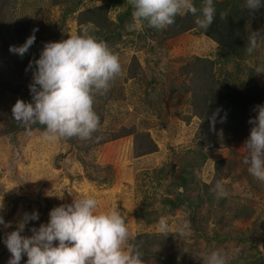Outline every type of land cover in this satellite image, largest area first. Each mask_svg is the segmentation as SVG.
Instances as JSON below:
<instances>
[{"label":"trees","instance_id":"1","mask_svg":"<svg viewBox=\"0 0 264 264\" xmlns=\"http://www.w3.org/2000/svg\"><path fill=\"white\" fill-rule=\"evenodd\" d=\"M194 5L200 9L203 7L202 0H193ZM54 7L64 8L69 6L74 10L79 6L78 1L72 0H50ZM80 3V2H79ZM78 4V5H77ZM217 16L213 24L203 35V30L198 29L195 19L191 14H182L176 17L175 23L164 30H156L147 27L146 22L141 23L133 20L129 0H108L103 5L90 7L78 11L74 19L77 25V33H82L84 28H88L90 34L98 40L107 43L109 49L118 57L126 49L141 51L144 54L145 67L142 69L136 58H131L125 66L121 59V74L116 76L111 82L109 89L104 94H95L93 108L100 117V126L93 134L92 138L82 141L78 138L66 139L68 143L67 153L59 156L56 165L67 158L75 155L80 161L82 169L87 170V178L90 181L105 182L106 177H98L102 169L94 163H85L81 159V154H86L93 147L106 144L130 137L131 155L134 159H141L157 152V147L153 142L148 130L150 123L141 121L139 123L130 122L126 126H121L117 130H112V124L117 121H125L124 112L120 119H113L111 125L105 127L104 122L108 117L109 109L113 106L120 110L125 109L128 100L133 93L126 92L125 84L128 81L133 82L134 88L129 91L136 93L135 83L144 82L146 75H149V81L144 82V94L154 89L156 80L159 78L157 73L165 69V56L161 54L163 43L167 40L175 39L183 34H192L195 36L203 35L211 43L217 46L218 60H209L207 58H194L187 64L179 68L178 73L183 76V83L180 85V91L189 96L188 106L190 114L184 116L187 124L190 120H195V127H192L194 147L187 149L183 153L172 159L168 164L171 183L166 189L167 194L172 197H163L159 200L161 207L168 210L182 209L188 215L191 222L192 236L195 239H206V233L209 226H213V232L216 227L223 230L228 229L238 221L248 220L247 207L235 205L234 203L223 199L217 201L210 192V188L217 181L235 179L239 169L236 155L233 153L224 159H218L213 163L211 180L206 183H199L197 173L203 167L206 159L205 150L211 148H222L230 145L244 144L249 136L252 125L248 123L256 113L252 109L256 105L264 104V83H259V77L254 68L247 67L240 72L239 66L249 61L255 56H248L244 49L247 46V37L250 31H264V15L250 16L243 10L244 0H215ZM114 10L116 16L110 17V10ZM259 21V24L257 23ZM259 27H255V24ZM64 20H54L45 25L41 23L30 22L29 20L13 21L8 18L0 9V88L5 97L14 93L15 100L11 105L4 102L2 112L6 116V129L0 130V135L6 137L9 143L16 140V134L28 133L25 127L12 119L11 108L15 102L23 100L31 102L28 85L31 83V71H26L30 60L38 59L43 45L47 42H60L68 38L67 34L60 29ZM251 27L257 29L251 30ZM33 28H38L36 32V41L29 49L28 53L20 58L9 52L10 46H20L31 34ZM153 41V42H152ZM152 42V43H151ZM264 63V60L258 62ZM228 64L236 67L233 72L224 70ZM21 88L19 92H13L16 88ZM1 92V91H0ZM222 109L217 116V122L213 128H210L209 117L216 109ZM119 113L121 115V111ZM224 117V122L220 118ZM43 131L42 126L35 125L32 131ZM9 137V138H8ZM156 186L162 187V176L156 175ZM248 185L249 177H246ZM252 183V181H251ZM253 184V183H252ZM155 200L144 197L140 207L135 210L134 218L144 225H152L162 215L161 209L154 207ZM48 207L47 209H49ZM51 210V208L48 210ZM247 210V211H246ZM48 213L43 215L48 220ZM179 222V221H178ZM3 227V226H0ZM31 227H37L36 221H30L25 228V233L31 235L28 231ZM0 237V249L4 252V244ZM247 241L249 239H246ZM251 243H262L264 246V236L250 237ZM130 244L139 247L144 264H177L179 261L184 264L185 258L181 256L182 247L174 248L170 236L165 237L162 234L141 233L129 239ZM158 249V250H157ZM157 250V251H156ZM254 250L257 247L254 246ZM10 258V256L8 257ZM261 255L243 254L238 259V264H260ZM9 259H4L5 264ZM23 258L21 264H25Z\"/></svg>","mask_w":264,"mask_h":264},{"label":"rangeland","instance_id":"2","mask_svg":"<svg viewBox=\"0 0 264 264\" xmlns=\"http://www.w3.org/2000/svg\"><path fill=\"white\" fill-rule=\"evenodd\" d=\"M72 1H78L79 6L76 10L71 6L66 9L64 5L54 7L50 0H0V9L13 21L29 20L48 25L63 18L64 24L59 27L64 34L71 36L77 33L74 17L78 11L103 5L108 0ZM260 14L264 15V9L256 13ZM109 15L114 19L115 11L111 9ZM257 23L259 24V21ZM257 23L255 27H259ZM255 27H251V30L257 29ZM121 53L122 57H119V60L121 59L123 65L126 66L134 57L142 69L145 67L144 54L141 51L126 49ZM161 54L165 56V69L157 73L159 78H155L154 89L145 96L144 82L149 81V75H146L139 87L135 83V95L134 91H129L130 88H134L133 82H126V92L133 95L125 109L111 107L104 122L105 127H108L113 119H120L125 112L126 120L113 123L112 130H117L130 122L150 123L147 131L157 147V152L139 160L134 159L131 155L132 140L127 137L103 147H93L86 154H81V159L85 163H94L102 169L98 177H106L105 182L90 181L86 176L87 170L82 169L75 155L56 165L59 156L67 153L68 143L64 140L46 142L42 139V131L38 130L32 131L31 135L16 134L13 143H9L6 137L0 135V198H3L5 205L3 212L5 222L11 224V227H0L1 238L15 230L25 212L31 213L34 210L39 212V220L36 221L39 227L40 224L47 223L48 220L43 215L45 211L48 213L50 208L52 210L62 204H71L74 199L93 196L98 201L96 209L98 213H106L116 206L121 210L130 233L129 239L141 233L161 234L158 221L161 216L167 217L172 233L168 236L172 239L174 248L182 247L181 256L185 258L184 264H205L208 255L214 250H220L225 254L226 264H238V259L243 254L257 256L258 253L261 255L260 264H264V246L262 243L250 241V237L262 239L264 236V183L251 176L247 166L242 163L246 155L244 144L220 149L207 146L209 149L204 151L206 159L197 173V179L199 183L208 185L213 163L229 157L231 153L236 155L240 170L234 176L235 179L223 181L228 192L224 199L236 206L239 204L247 207L248 220L238 221L225 230L216 227L215 232L210 225L206 239L193 238L192 231L190 237L180 238L175 234L176 227L178 221L184 218L185 212L182 209L168 210L159 203L161 198L169 196L166 189L171 183L170 173L176 171V168L170 171L168 163L180 152L193 148L195 144L191 132L192 127H195V120L191 119L190 124H187L183 119L190 114L189 96L180 91L183 76L179 75L178 70L194 58L218 60L215 44L203 35L195 36L189 33L165 41ZM261 59L264 60V46L256 50L254 57L239 66L240 72L247 67L254 68ZM235 69L232 64L224 67L228 72ZM261 75L263 74L259 77ZM259 83L263 85L264 77L259 78ZM20 90L18 87L13 92ZM0 91V130H4L6 116L5 113H1L2 108L4 102L11 105L15 96L12 93L5 97L1 88ZM119 110L121 115L118 114ZM156 175L162 176L160 180L162 187L156 186ZM246 177L250 179L249 185ZM144 197L155 200L154 207L162 211L160 218L152 225H144L134 218V212L140 207ZM48 207L50 208L47 209ZM23 235L30 234L24 232ZM254 246L258 252L254 250ZM9 256L10 253L4 245L3 254L0 249V264H5L4 259H9ZM177 264L181 263L178 261Z\"/></svg>","mask_w":264,"mask_h":264},{"label":"clouds","instance_id":"3","mask_svg":"<svg viewBox=\"0 0 264 264\" xmlns=\"http://www.w3.org/2000/svg\"><path fill=\"white\" fill-rule=\"evenodd\" d=\"M129 4L134 21L142 26L146 22L147 27L156 30L173 25L178 15L191 14L204 35L217 16L215 0H202L200 9L193 0H129ZM261 9L264 0H244L243 10L250 16ZM38 30L33 28L24 43L10 46L9 52L23 58L34 45ZM261 46L264 31H250L245 53L252 56ZM25 70L31 71V102L18 99L11 108L12 119L23 125L29 135L33 126H42L41 136L46 142L74 137L91 139L100 126V117L93 108L94 96L106 93L110 82L122 71L118 55L106 42L90 34L88 28L60 42L45 43L39 58L30 60ZM254 71L256 75L264 74V63L255 65ZM221 111L216 109L208 118L210 128L214 129ZM252 111L256 115L248 120L252 127L243 145L246 155L242 163L251 176L264 183V104L256 105ZM220 122H224V117ZM210 192L217 201L228 195L220 180ZM97 207L93 196L62 204L49 211L47 223L29 228V236L23 235L25 228L30 221L39 220V212H25L15 230L2 239L10 253L7 264H21L24 257L25 264H144L139 247L129 243L130 233L121 210L116 206L98 213ZM4 209L0 198V226L11 227L5 222ZM158 229L165 237L172 234L167 217L161 216ZM175 234L190 237V220L181 218ZM205 264H226V256L214 250Z\"/></svg>","mask_w":264,"mask_h":264}]
</instances>
